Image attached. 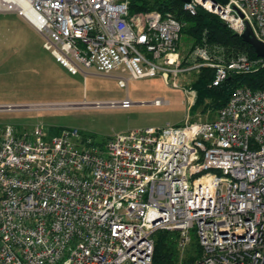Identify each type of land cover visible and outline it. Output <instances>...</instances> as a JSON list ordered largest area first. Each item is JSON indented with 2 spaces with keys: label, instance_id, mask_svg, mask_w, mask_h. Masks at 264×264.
<instances>
[{
  "label": "built area",
  "instance_id": "1",
  "mask_svg": "<svg viewBox=\"0 0 264 264\" xmlns=\"http://www.w3.org/2000/svg\"><path fill=\"white\" fill-rule=\"evenodd\" d=\"M130 2L0 0V13L20 14L69 72L94 68L127 91L120 100L0 103V110L129 108L137 103L129 82L158 75L181 88L191 108L197 91L187 71L211 68L219 85L264 66V57L230 56L206 40L187 54L179 49L185 22L158 10L132 14ZM183 9L216 14L238 35L249 24L264 42V0H184ZM160 230L178 233L182 252L196 236L201 254L180 264H264V87H238L214 119L102 141L78 127L51 134L41 124L3 126L0 264H154Z\"/></svg>",
  "mask_w": 264,
  "mask_h": 264
},
{
  "label": "rangeland",
  "instance_id": "2",
  "mask_svg": "<svg viewBox=\"0 0 264 264\" xmlns=\"http://www.w3.org/2000/svg\"><path fill=\"white\" fill-rule=\"evenodd\" d=\"M43 36L20 14L0 13V103H45L120 100L127 91L118 85L117 78L98 73L72 74L43 47ZM190 37L182 36L179 49L190 54L194 46ZM202 71V70H201ZM201 71H187L194 83ZM182 77L181 79H184ZM128 93L137 103L129 108L119 106H76L0 110V132L4 125L13 124L20 130H32L41 124L45 131L56 127H78L100 141L115 133L136 128L162 126L170 122L184 124L198 119H214L217 111L203 110L190 114L181 88L168 86L163 77L132 79ZM164 97L169 104L149 103ZM144 101L147 103H138ZM178 242V238H177ZM196 236L182 252L178 248V262L188 256H199ZM201 249V248H200Z\"/></svg>",
  "mask_w": 264,
  "mask_h": 264
},
{
  "label": "trees",
  "instance_id": "3",
  "mask_svg": "<svg viewBox=\"0 0 264 264\" xmlns=\"http://www.w3.org/2000/svg\"><path fill=\"white\" fill-rule=\"evenodd\" d=\"M184 0H131L130 13L158 10L163 14H172L179 20L185 22L182 29V36L190 37L193 42L192 46L203 44H220L224 47L225 52L230 56L240 53H248L251 57L256 58L252 46L244 41L240 35L230 29L226 23L216 14L205 13L190 15L183 9ZM214 79V71L205 67L193 83L197 91L196 103L190 108V114H196L200 106L205 110L217 111L224 106L233 92L240 86H249L253 89L264 87V66L253 73L231 74L219 85L211 84ZM61 128L56 127L50 131L51 134H57ZM91 135V134H90ZM178 233L165 230L157 231L154 235L155 251L154 264H176L178 262ZM198 252L201 249L197 244ZM197 256L190 255L185 262L195 260Z\"/></svg>",
  "mask_w": 264,
  "mask_h": 264
},
{
  "label": "water",
  "instance_id": "4",
  "mask_svg": "<svg viewBox=\"0 0 264 264\" xmlns=\"http://www.w3.org/2000/svg\"><path fill=\"white\" fill-rule=\"evenodd\" d=\"M224 2H227V0H223ZM200 14H205L206 12L202 9H200ZM241 38L246 41L247 43H249L252 48L254 49L255 53L258 56L264 57V42H262L261 40H259L254 32L252 27L248 24L247 28L245 30V32L243 34L240 35Z\"/></svg>",
  "mask_w": 264,
  "mask_h": 264
},
{
  "label": "crops",
  "instance_id": "5",
  "mask_svg": "<svg viewBox=\"0 0 264 264\" xmlns=\"http://www.w3.org/2000/svg\"><path fill=\"white\" fill-rule=\"evenodd\" d=\"M15 103H27V102H15Z\"/></svg>",
  "mask_w": 264,
  "mask_h": 264
},
{
  "label": "bare ground",
  "instance_id": "6",
  "mask_svg": "<svg viewBox=\"0 0 264 264\" xmlns=\"http://www.w3.org/2000/svg\"><path fill=\"white\" fill-rule=\"evenodd\" d=\"M53 106H56L57 104H52Z\"/></svg>",
  "mask_w": 264,
  "mask_h": 264
}]
</instances>
